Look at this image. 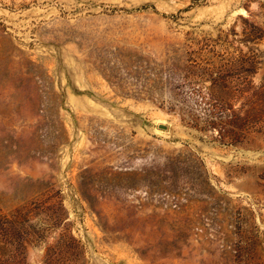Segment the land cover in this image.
Segmentation results:
<instances>
[{
	"label": "rangeland",
	"instance_id": "374dc122",
	"mask_svg": "<svg viewBox=\"0 0 264 264\" xmlns=\"http://www.w3.org/2000/svg\"><path fill=\"white\" fill-rule=\"evenodd\" d=\"M256 55L264 0H0V264H264Z\"/></svg>",
	"mask_w": 264,
	"mask_h": 264
},
{
	"label": "trees",
	"instance_id": "16d2710c",
	"mask_svg": "<svg viewBox=\"0 0 264 264\" xmlns=\"http://www.w3.org/2000/svg\"><path fill=\"white\" fill-rule=\"evenodd\" d=\"M259 56H254L251 66L244 69V78H249L251 75H255L260 67H263L264 59H258ZM260 65V66H258ZM264 78V69H263ZM225 88V86H224ZM226 88L228 86L226 85ZM234 91L238 90L240 95L244 98L243 105L238 109L229 107V112L224 115V118H220L223 129H229L230 131L239 132L244 131L247 126L260 125L259 131L264 134V82L260 85L250 84H238L235 88H229ZM259 133V132H258ZM6 219V218H5ZM6 222L14 225L18 223L16 219H10L7 217ZM244 264H251V260H248Z\"/></svg>",
	"mask_w": 264,
	"mask_h": 264
}]
</instances>
